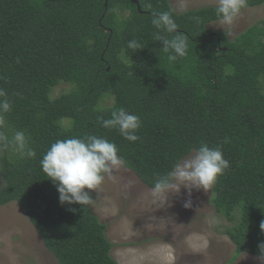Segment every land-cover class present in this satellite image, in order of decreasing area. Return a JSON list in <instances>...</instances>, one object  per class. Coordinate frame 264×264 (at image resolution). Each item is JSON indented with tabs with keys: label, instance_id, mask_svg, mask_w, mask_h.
<instances>
[{
	"label": "trees",
	"instance_id": "trees-1",
	"mask_svg": "<svg viewBox=\"0 0 264 264\" xmlns=\"http://www.w3.org/2000/svg\"><path fill=\"white\" fill-rule=\"evenodd\" d=\"M0 0V90L12 110L4 131H24L33 158L0 148V207L15 202L58 264H117L105 226L89 206L61 205L40 160L57 140L96 135L116 144L126 169L148 188L202 143L229 168L210 204L242 253L264 260V21L229 40L207 25L216 7L176 13L169 0ZM248 7L264 0H247ZM169 12L188 37L170 62L151 23ZM171 38L174 34L161 33ZM135 39L141 49L127 42ZM60 83L71 87L52 98ZM110 106H102L106 100ZM140 117L139 140L105 129L114 109Z\"/></svg>",
	"mask_w": 264,
	"mask_h": 264
},
{
	"label": "rangeland",
	"instance_id": "rangeland-1",
	"mask_svg": "<svg viewBox=\"0 0 264 264\" xmlns=\"http://www.w3.org/2000/svg\"><path fill=\"white\" fill-rule=\"evenodd\" d=\"M169 3L176 13L217 6L216 0H169ZM261 21L264 3L242 10L230 26L216 21L207 28L227 32L232 40ZM69 89V85L60 83L51 97ZM111 104L106 99L102 106ZM2 185L0 176V188ZM91 195L95 203L89 208L105 226V236L112 244L110 255L117 264H264L261 258L247 253L234 257V245L223 234L229 224L210 204L211 189L208 192L193 189L189 195L181 188L164 205L153 198L151 189L130 170L121 168L115 180L106 178L99 194ZM189 200L191 207L186 208ZM199 237L207 240V246L191 247L190 242L199 245ZM0 264H58L15 202L0 207Z\"/></svg>",
	"mask_w": 264,
	"mask_h": 264
},
{
	"label": "clouds",
	"instance_id": "clouds-1",
	"mask_svg": "<svg viewBox=\"0 0 264 264\" xmlns=\"http://www.w3.org/2000/svg\"><path fill=\"white\" fill-rule=\"evenodd\" d=\"M216 15L221 25H232L234 20L248 6L247 0H216ZM151 23L157 32L155 39L162 43V50L169 53L168 59L174 62L187 52L188 37L178 31V25L172 15L165 11L154 13ZM161 33L174 34L171 38ZM127 47L133 51L140 50L141 44L132 39ZM12 110L7 94L0 90V129L7 125L5 114ZM105 129H116L129 142L139 140L137 132L141 127L140 117L124 108L114 109L109 119H101ZM0 148L11 149L22 158L35 157V151L29 146V137L24 131H16L9 137L0 131ZM126 160L119 154L116 144L96 135L57 140L46 151L40 160L43 173L51 180L59 194L61 205L78 204L91 206L95 203L91 193L99 194L105 179L115 180V174L126 167ZM219 146L209 147L202 143L193 154L176 161L171 170L157 176L151 188L153 198L166 205L170 196L179 194L184 188L191 195L193 189L208 192L220 176L229 168ZM191 207V201L184 205ZM264 232V221L260 223ZM199 245L190 242L193 248H204L207 240L198 238ZM264 257V243L259 245Z\"/></svg>",
	"mask_w": 264,
	"mask_h": 264
},
{
	"label": "water",
	"instance_id": "water-1",
	"mask_svg": "<svg viewBox=\"0 0 264 264\" xmlns=\"http://www.w3.org/2000/svg\"><path fill=\"white\" fill-rule=\"evenodd\" d=\"M129 1H130L133 5H135L136 8H137V10L139 11V13H141L140 10H139V6H138V0H129ZM106 2H107V0H105L104 6H106Z\"/></svg>",
	"mask_w": 264,
	"mask_h": 264
},
{
	"label": "bare ground",
	"instance_id": "bare-ground-1",
	"mask_svg": "<svg viewBox=\"0 0 264 264\" xmlns=\"http://www.w3.org/2000/svg\"><path fill=\"white\" fill-rule=\"evenodd\" d=\"M112 232V231H111Z\"/></svg>",
	"mask_w": 264,
	"mask_h": 264
}]
</instances>
